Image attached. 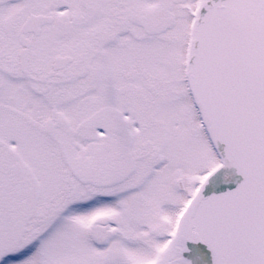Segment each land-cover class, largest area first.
Listing matches in <instances>:
<instances>
[{"label": "snow or ice", "instance_id": "snow-or-ice-1", "mask_svg": "<svg viewBox=\"0 0 264 264\" xmlns=\"http://www.w3.org/2000/svg\"><path fill=\"white\" fill-rule=\"evenodd\" d=\"M0 264H264V0H0Z\"/></svg>", "mask_w": 264, "mask_h": 264}]
</instances>
